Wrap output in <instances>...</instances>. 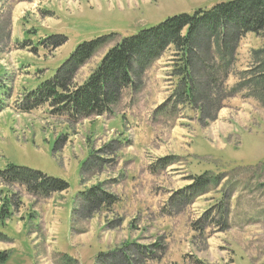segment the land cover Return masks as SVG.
Wrapping results in <instances>:
<instances>
[{
    "label": "rangeland",
    "instance_id": "374dc122",
    "mask_svg": "<svg viewBox=\"0 0 264 264\" xmlns=\"http://www.w3.org/2000/svg\"><path fill=\"white\" fill-rule=\"evenodd\" d=\"M229 1L0 0V87L9 88L0 113V171L28 168L69 186L44 200L0 183L4 264H264V107L243 75L264 37L247 35L234 61L212 64L198 30L195 68L229 71L222 87L216 81L223 95L236 77L245 84L213 121L200 122L195 108L175 104L172 49L145 69L135 91L123 92L108 121L68 125L47 107L21 113L17 105L23 88L50 78L83 41L109 36V47L169 17ZM56 35L67 41L52 49ZM104 51L78 73V82ZM204 67L197 81H205ZM205 173L220 177L218 185L179 209L186 178ZM95 186L120 202L103 203L89 217L92 207L79 194Z\"/></svg>",
    "mask_w": 264,
    "mask_h": 264
},
{
    "label": "trees",
    "instance_id": "16d2710c",
    "mask_svg": "<svg viewBox=\"0 0 264 264\" xmlns=\"http://www.w3.org/2000/svg\"><path fill=\"white\" fill-rule=\"evenodd\" d=\"M198 30L203 32L202 53L209 63L234 61L239 45L247 35L264 37V0H232L219 3L210 9H198L191 15L169 17L155 27L142 30L134 36L120 38L104 52L88 77L81 83L77 79L81 68L110 44V37H99L79 43L52 77L39 83L34 90H26L18 108L22 113H30L47 107L50 116L65 118L68 125L109 115L112 108L121 101L123 92L128 88L135 91L140 85L145 69L172 49L173 71L177 79L173 100L178 105H188L198 110L200 122L204 119L213 121L217 117L215 113L223 108V102L239 94L245 84L243 85L236 77L238 82L235 87L223 95V90L218 88L216 81L218 78L222 82V87L230 76L229 71L214 75L212 65L205 68L201 63L200 68L197 66L195 68L194 50ZM65 43V37L54 36L51 48L57 49ZM250 56L252 64L243 75H248L246 83L254 89L251 96L264 107V101L257 94L260 92L264 95V48L253 50ZM201 67L206 71L203 73L206 77L203 82L196 79L199 77ZM7 93L5 92L6 95ZM4 109V103L0 100V112ZM65 142L64 137L62 143ZM95 159L101 161L100 158ZM219 179L220 177L214 178L209 174L189 178L191 184L180 191L182 196L175 204L179 205V209L192 204L196 197L207 193L209 184L218 185ZM0 183L22 186L28 194L42 199L67 192L69 188L61 179L11 165L0 171ZM98 192H101V197L96 196ZM79 196L85 197L83 201L92 207L89 217L100 211L101 204L112 206L117 202L114 196L99 186L89 189L86 193H80ZM174 199L171 198L170 202ZM227 212L228 208L222 213L223 230L227 228L225 221ZM208 215L209 212L205 214V218ZM200 229L202 227L198 230ZM0 239L5 238L0 234ZM7 259V253L0 252V264H4Z\"/></svg>",
    "mask_w": 264,
    "mask_h": 264
},
{
    "label": "crops",
    "instance_id": "0c3cea01",
    "mask_svg": "<svg viewBox=\"0 0 264 264\" xmlns=\"http://www.w3.org/2000/svg\"><path fill=\"white\" fill-rule=\"evenodd\" d=\"M85 77H86V75H85Z\"/></svg>",
    "mask_w": 264,
    "mask_h": 264
}]
</instances>
